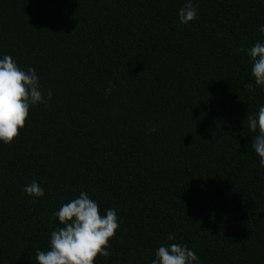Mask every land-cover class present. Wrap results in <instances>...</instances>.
<instances>
[{"label": "trees", "instance_id": "obj_1", "mask_svg": "<svg viewBox=\"0 0 264 264\" xmlns=\"http://www.w3.org/2000/svg\"><path fill=\"white\" fill-rule=\"evenodd\" d=\"M192 2L185 25V0H0V59L53 93L0 141V264H36L81 192L119 221L94 264H151L162 243L264 264V167L244 124L264 105L246 88L264 0ZM33 180L44 197L23 191Z\"/></svg>", "mask_w": 264, "mask_h": 264}, {"label": "clouds", "instance_id": "obj_2", "mask_svg": "<svg viewBox=\"0 0 264 264\" xmlns=\"http://www.w3.org/2000/svg\"><path fill=\"white\" fill-rule=\"evenodd\" d=\"M198 18V8L192 0H185L179 9V20L187 25ZM264 33V25L259 28ZM244 51V49H241ZM251 59V76L254 85H246L250 93L256 87H264V42H256L247 49ZM108 95L112 86L105 89ZM52 90L44 89L35 68H21L11 56L0 59V141L11 145L25 128L29 119L30 108L39 104L47 105L52 99ZM253 133L251 147L259 157V164L264 167V105L255 114H248L244 122ZM155 132V127H149ZM23 191L34 198H42L45 190L33 180ZM53 215L62 227L50 233V248L47 251L36 250V264H94L98 256H110V241L119 229L117 212L113 208L102 215L99 205L86 192L68 203L63 204ZM169 234L168 241H173ZM151 264H200V257L187 245L162 243L155 252Z\"/></svg>", "mask_w": 264, "mask_h": 264}]
</instances>
